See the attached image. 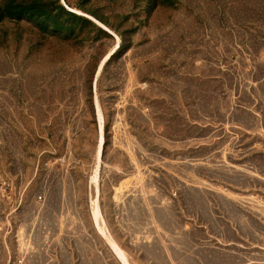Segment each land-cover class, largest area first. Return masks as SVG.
Segmentation results:
<instances>
[{
  "label": "rangeland",
  "instance_id": "obj_1",
  "mask_svg": "<svg viewBox=\"0 0 264 264\" xmlns=\"http://www.w3.org/2000/svg\"><path fill=\"white\" fill-rule=\"evenodd\" d=\"M0 171V264H264V0H0Z\"/></svg>",
  "mask_w": 264,
  "mask_h": 264
},
{
  "label": "built area",
  "instance_id": "obj_2",
  "mask_svg": "<svg viewBox=\"0 0 264 264\" xmlns=\"http://www.w3.org/2000/svg\"><path fill=\"white\" fill-rule=\"evenodd\" d=\"M10 186L9 179L0 171V197L7 196V190Z\"/></svg>",
  "mask_w": 264,
  "mask_h": 264
},
{
  "label": "bare ground",
  "instance_id": "obj_3",
  "mask_svg": "<svg viewBox=\"0 0 264 264\" xmlns=\"http://www.w3.org/2000/svg\"><path fill=\"white\" fill-rule=\"evenodd\" d=\"M97 109H99L98 105H97ZM102 147H103V137H102V131H101V124H99V137H98V142H97V147H96V160L98 162H100V159H101Z\"/></svg>",
  "mask_w": 264,
  "mask_h": 264
}]
</instances>
